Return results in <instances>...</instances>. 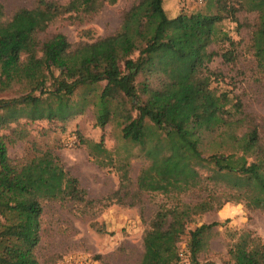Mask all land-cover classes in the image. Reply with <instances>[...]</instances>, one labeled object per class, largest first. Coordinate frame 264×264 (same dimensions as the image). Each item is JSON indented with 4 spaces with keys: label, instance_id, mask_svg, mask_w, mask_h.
I'll list each match as a JSON object with an SVG mask.
<instances>
[{
    "label": "trees",
    "instance_id": "trees-1",
    "mask_svg": "<svg viewBox=\"0 0 264 264\" xmlns=\"http://www.w3.org/2000/svg\"><path fill=\"white\" fill-rule=\"evenodd\" d=\"M116 1L36 0L8 18L0 4V93L13 84L21 92L0 98V264H40L36 249L46 203L88 202L78 178L52 149L10 157L8 145L27 133L12 128V138L3 131L20 119L66 122L92 106L97 126L114 124L125 150L137 146L146 159L134 179L138 193H184L206 189V181L229 191L219 207L241 199L264 209L260 123L242 110L236 95L212 85L216 75L208 67L216 55L233 60L238 41L221 24L238 22L245 12L254 15L249 46L264 76V0H205L202 10L174 15L164 0H133L109 35L75 43L62 32L41 36L52 22H89ZM225 42L220 54L210 48ZM76 135L97 164H114L102 139L84 138L78 130ZM119 169L121 183L129 182V161ZM211 200L206 195L194 204L160 206L144 229L139 264H175L179 258L170 253L193 217L212 208ZM215 224L188 231L190 264H202L198 255ZM228 253L233 264H264L259 238L245 233Z\"/></svg>",
    "mask_w": 264,
    "mask_h": 264
},
{
    "label": "rangeland",
    "instance_id": "rangeland-1",
    "mask_svg": "<svg viewBox=\"0 0 264 264\" xmlns=\"http://www.w3.org/2000/svg\"><path fill=\"white\" fill-rule=\"evenodd\" d=\"M36 0H0L4 17L8 18L21 7H32ZM65 3L68 0H55ZM133 0H117L114 4H105L89 22L69 23L66 19L52 22L47 31L50 34L62 32L71 42L80 39L102 37L113 33L121 20L124 10ZM205 0H164V8L170 15L183 10L186 12L202 10ZM253 14L240 13L238 22L226 19L222 28L238 41L233 49L234 58L225 62L220 55L214 56L208 67L216 75L212 85L219 90H227L241 101L242 110L260 123V137L264 145V76L256 66L250 48V24ZM89 30V35L83 32ZM227 42L212 44L211 49L220 54ZM215 78V79H214ZM18 84L11 85L0 93V98H12L20 94ZM12 128L23 130L27 136L16 139L8 145L10 157L27 159L37 150L52 149L64 167L86 190L88 202L60 204L48 202L44 205L41 219V239L36 249L40 264H139L143 252L142 236L149 219L162 205L171 206L176 202L194 204L211 195L212 208L193 217L186 225V232L170 253L171 259L179 258L175 264H190L186 249L188 231L202 223L216 222L207 233V245L198 255L202 264H233L228 250L245 233L264 239V209L248 206L244 200L224 202L229 191L223 187L204 181L206 189L193 188L184 193L137 192L134 179L146 159L137 146L125 150V143L119 138V129L111 122L103 128L95 123L92 106L84 113L66 122L40 120L32 123L19 120L4 130L9 135ZM84 138L94 141L103 140L104 146L111 152L114 164L101 166L88 155L87 149L79 143L76 131ZM12 138L15 135H11ZM129 161V182L120 179L119 166ZM237 204L241 211L229 217L218 215L222 207ZM91 222H96L94 226ZM164 247V246H163Z\"/></svg>",
    "mask_w": 264,
    "mask_h": 264
},
{
    "label": "crops",
    "instance_id": "crops-1",
    "mask_svg": "<svg viewBox=\"0 0 264 264\" xmlns=\"http://www.w3.org/2000/svg\"><path fill=\"white\" fill-rule=\"evenodd\" d=\"M241 211V207L237 204L227 205L222 207L219 211H217L218 215H223L224 217H229L230 214H234Z\"/></svg>",
    "mask_w": 264,
    "mask_h": 264
},
{
    "label": "built area",
    "instance_id": "built-area-1",
    "mask_svg": "<svg viewBox=\"0 0 264 264\" xmlns=\"http://www.w3.org/2000/svg\"><path fill=\"white\" fill-rule=\"evenodd\" d=\"M199 2H202L203 0H198ZM262 249H263V253H264V239L262 240Z\"/></svg>",
    "mask_w": 264,
    "mask_h": 264
}]
</instances>
